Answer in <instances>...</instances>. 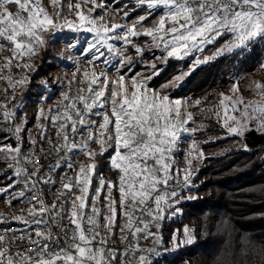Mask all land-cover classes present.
Returning a JSON list of instances; mask_svg holds the SVG:
<instances>
[{
  "label": "snow or ice",
  "instance_id": "snow-or-ice-1",
  "mask_svg": "<svg viewBox=\"0 0 264 264\" xmlns=\"http://www.w3.org/2000/svg\"><path fill=\"white\" fill-rule=\"evenodd\" d=\"M62 2L50 0L53 14L43 0H0V56L8 53L0 61V79L7 81L13 93L8 97L5 89L0 118L16 140L15 147L0 144V158L11 170L0 173L11 181L0 187V196L6 194L9 206L13 201L26 203L21 211L27 215H13L12 220L32 229L19 236L11 227L4 229L12 235H0V264H152L150 256L161 255L159 227L165 215L179 213L177 205L198 198L189 191L194 187L191 165L193 159L203 157V150L191 139L183 169L175 154L183 136L194 137L198 130L188 126L196 121L187 107H199L202 102L189 104L162 89H152V76L120 74L121 68L132 63L127 49L138 56L155 49L162 53L156 59L166 62L202 53L206 45L229 37L213 57H197L193 67L246 49L254 40L264 39V0H134L133 10L144 9L145 14L131 22H127V5L112 0L113 11L125 23H117L112 15L95 14L97 9L107 12L109 5L103 0H69L72 19L63 15ZM150 17L154 22L148 27L144 21ZM65 29L93 36L86 51L82 50L92 68L73 60L76 67L64 85L67 90H61L54 105L38 110L37 120L47 123H37V136H33L25 132L27 117L16 123V111L7 107L16 89L29 83L26 75L15 78L12 69L30 70L29 61L46 50L44 34ZM140 36L150 40L137 44L134 38ZM112 58L118 60L116 75L95 71L97 61L110 66ZM183 75H177L173 83H179ZM249 90L260 99L245 101L237 80L230 89L232 95L220 93L217 105L201 111L214 117L228 136L243 137L254 124L257 130L264 129V82H252ZM105 153L116 175L113 180L96 171V158ZM53 154L52 163H39ZM79 156L86 159L77 166ZM46 196L53 197L51 203ZM117 239L122 248L115 246ZM149 239L152 247H143L141 241ZM194 241V234L185 228L184 239L178 242L174 234L170 243L176 249Z\"/></svg>",
  "mask_w": 264,
  "mask_h": 264
},
{
  "label": "trees",
  "instance_id": "trees-1",
  "mask_svg": "<svg viewBox=\"0 0 264 264\" xmlns=\"http://www.w3.org/2000/svg\"><path fill=\"white\" fill-rule=\"evenodd\" d=\"M103 2L109 5L107 12L116 7L112 0ZM121 5H127V22L145 14L144 9L133 10L134 0H121ZM76 35L77 33L66 35L69 36L68 42H72L71 39ZM66 36L64 38L67 39ZM57 37L63 35L58 34ZM84 39L87 40V37ZM225 39L226 37H222L206 51H214ZM140 42L136 41L137 44H141ZM127 52L132 57V70L130 71V66L122 68L120 74L134 76L140 70H150L149 65L143 67L141 57L132 48L129 47ZM145 56L149 59L147 52ZM156 57L150 56L157 62L155 68L151 69L152 73L157 74L150 80V87L162 90L172 87L171 96L181 97L191 103L200 100L201 105L194 107V118L200 125L206 124L205 129L199 132V137L203 138L205 134L220 133L223 130L214 117L201 109L217 105L215 88L218 85L223 86L228 75L238 72L251 73L264 63V39L252 42L247 49L229 53L213 63L203 65L187 76L190 60L168 58L166 62H159ZM52 58L63 64L64 60H60L56 55ZM46 60L47 56H44L42 62L47 65L44 68L39 65V68L43 69L35 72L29 88L23 95L22 103H17L20 104L19 108H15L18 117L23 118L25 112L35 106L36 102L31 100V95L36 88L47 95L48 107L54 105L60 97V89L57 86L53 85L54 91L47 93L44 84L38 81L42 77L50 80L52 76L49 72L58 67L55 61ZM180 74H184L183 79L179 83H173L174 78ZM20 77L22 76L19 75L18 78ZM165 85L167 87H164ZM37 123L47 121L37 120L33 124L27 121L25 132L37 136ZM238 138L240 137H229L217 141L212 146ZM243 142L247 144V148L232 149L225 156L205 160L192 178L198 198L185 200L177 205L181 211L175 216L167 215L160 223L159 233L166 246L173 234L180 232L184 226L192 230L195 241L174 252H164L153 259L152 264H264V135L252 130L245 134ZM41 143L43 147H47L46 143ZM25 146L28 147L26 136ZM2 160L0 158V163H3ZM99 172L105 176L111 172L106 157Z\"/></svg>",
  "mask_w": 264,
  "mask_h": 264
},
{
  "label": "rangeland",
  "instance_id": "rangeland-1",
  "mask_svg": "<svg viewBox=\"0 0 264 264\" xmlns=\"http://www.w3.org/2000/svg\"><path fill=\"white\" fill-rule=\"evenodd\" d=\"M68 2H69V0H63V2H62L63 15L65 17L69 18V19H72L73 17L69 13L68 7H67ZM72 2H75V0H72ZM43 3H44L45 8L50 13H53V14L55 13V9L50 4V0H43ZM12 11H15V8H12ZM85 11H87V8H85ZM95 14L96 15L104 14L106 16L107 15H112V16L115 17V21L117 23H125L126 22L125 19L122 18V16L116 14L113 10H110V11L105 13L101 9H97ZM153 22H154L153 18L150 17L148 20L144 21V24L146 26H148V27H151ZM70 33H73V32H71V31H69L67 29H65L63 31H58L55 35H53L51 33H45L44 36H45V39L47 40L46 50H41L39 55L33 57L29 61V63L32 64L31 69L27 70V71L25 69H23V68H13L12 69V74H13V76L15 78L18 79L19 75H21L22 77L26 75L28 77L29 83H27L23 87H18L16 89L15 99L12 100L7 105V107L9 109L12 107L13 110H15L17 103H19V101H21V102L23 101L22 100V98L24 97L23 95L26 92V90L29 88V85L31 83V79H32L33 75L39 69H43L45 67V65H47L46 62H45L46 64L42 62L44 56H47V60H46L47 62L48 61H55V63L58 65L56 70H53V71L49 72V75L52 76V78L50 80H48L47 77H42L41 80H38L40 84H44V86L46 87L45 90H47V93H50V92L54 91L53 90V85L57 86L60 89V92H61V90H65V91L67 90L64 87V85L66 84V82L68 80L71 79L72 72L75 71V67H76V65L73 63V60H79L81 67L91 70L92 65L87 63V57L84 55V51H86L88 43L92 42L93 36L91 34H88V33H85V34L84 33H79V34L77 33V35L74 38L71 39L72 42H68V37L69 36H66V35H69ZM58 34H62L63 37H57ZM80 34H82L84 37L86 36L87 40H85L84 37H81ZM64 36H66L67 39L64 38ZM223 37H226V39L223 40L221 42V44L214 51H206L208 49V47L210 46V45H206L204 47V51L202 53L201 52H194L192 55H190L188 57H185L184 59H181V60H190L191 61L190 67H189V69H188V71L186 73V76L189 75L190 73H192L197 68L203 66V65H206L208 63H213V62L219 60L220 58L228 55L229 53H234V52H236L238 50H242V49H236V50H234L232 52H228V53H225L223 55L216 56L213 59H209L208 62H206V63H201V64L193 67L194 60L197 57H199L201 59H203L204 57H213L215 55L216 50L221 48L224 45V43H226L227 40L229 39V37H227V36H223ZM138 38H140V39H138ZM138 38H134V39H135V41H138V40L141 41L140 43L142 45L146 44L150 40V38L144 37V36H140ZM221 38L222 37H220L219 39H221ZM256 40H258V39H256ZM256 40H254V41H256ZM64 43H66V44L64 45ZM116 44H117V47H123V45L120 42H116ZM211 45H213V44H211ZM82 50H84V51H82ZM146 52L149 54V59L146 58V56H145ZM127 54H128V52H127ZM7 55H8V53H6V52L3 53V55L0 56V61H2L3 56H7ZM54 55H56V57H58L60 60L61 59L64 60L62 62L63 64H60L58 61L56 62V60H53L52 57ZM153 55H156L158 57V56L162 55V53L160 51H158V50H155V49H150V50L146 49L144 51L143 55L140 56L141 59H142V65H143V67L149 65L150 66V70H146V69L140 70L139 72H136L134 74V76H152V77L154 76L153 73H152V70H151L152 69L151 64L152 63L157 64V62H155L153 58H150V56H153ZM159 62H163V61L159 60ZM116 64H117V59L116 58H112V65H110V66H106L102 62L97 61L96 62V67H95V71L97 73H99L102 70H106L108 72L109 76H114V75L117 74L116 68H115ZM39 65H43L42 66L43 68H39ZM262 65H264V63ZM262 65L256 71L251 72V73L238 72V73L230 75V76L228 75L227 78L224 81L223 86L218 85L215 88V97L218 99L217 100V104H218V101H219V98H220L219 97L220 93H225V94H228V95H232L230 89H231L233 83L235 81H237V80L239 81L240 94L243 96L245 101H258L260 99V97L257 96L254 91L249 90V86L254 81L255 82H264V67H262ZM131 67H132V63L130 65V71L132 70ZM121 70H122V68L119 70V72ZM149 87H150V85H149ZM170 88H172V87H167L163 91L167 92L170 95ZM5 89H8L7 96L11 97L13 95V93H12V91L10 89L9 84L7 83L6 80L0 79V103H3L5 101V99H6V97H5ZM152 89H155V88H152ZM155 90H161V89H155ZM31 96H33V98L30 97L31 100H34L36 102L35 106L33 108L29 109L27 112H25L24 116L27 117V121L31 117V118L36 119L35 122H37L38 110L40 108H45V109L48 108V104L46 102L47 95L44 94L43 92H41V90L39 88H36V89L33 90ZM170 97L173 98V99H181L182 101H188L189 104H192L189 100L182 99L181 97H176L175 95L174 96L170 95ZM59 99H60V97H59ZM210 108H212V107H210ZM194 109L195 108L191 107V106L187 107V111L193 113L194 116H195ZM24 116H23V118L22 117H18L19 120H18L17 123H20L24 119ZM194 120H195V118H194ZM202 125H203L202 130H204L206 124H202ZM188 126L192 127V128H196L198 130L196 131L194 137H189V136H187V134H185L183 136L182 141L180 142V151H178L175 154V160H176V163L179 166V168L183 169V168L187 167V160H186L185 157L187 156V153H188V151L190 149V140L194 138L196 141H198L199 148L203 150V157H198V158L192 160V165H191L192 177H191V180L195 176V174L197 173L198 169L204 164L205 160H207L208 158L217 157V156H225L232 149L240 150V149H243V148H247V144H245L243 142V138H244L245 134L247 132H249V131L245 132L243 137L235 136V137H240V138L233 139V140H231L229 142H224V143H222L220 145L212 146L217 141L225 140L226 138L233 137V136L226 135L224 129L221 128L223 130V132L213 133V134H205L206 135L205 137L200 138L199 137V132L202 131L200 123H198V121H196V123H190ZM219 126H220V124H219ZM8 129H9V125L6 122H4L2 118H0V144H11L13 147H15L14 144L16 143V140L12 137L11 132L7 131ZM252 130H255L257 133L264 135V129L257 130L255 128V124L253 125V129ZM252 130H250V131H252ZM213 140L215 142H213ZM107 156H108V153H105L104 156H98L96 158V163H97V170L96 171H97V174H100L99 168H100L101 164H103L104 158L107 157ZM197 156H198V154H197ZM85 159L86 158L84 156L77 157V166L79 165V162L85 161ZM4 165H5L4 161H3V163H0V173H3V171L5 169V168H3ZM104 177L106 179L113 180V179L116 178V175L111 170V172L108 173V175H106V176L104 175ZM10 182L11 181H9L7 179H3V176L0 175V187H3V186L7 185ZM94 185H95V181H94ZM194 189H195V185H194V187L189 189V191L191 192V194L196 196V193H195ZM25 207H26L25 205H21L19 207V209L16 210V209H14V201L12 202V205L9 206L8 203H7V200H6V194L4 196H0V213H2V212H4V213L11 212V216L8 217V219L4 218L5 220H9V218L12 219L13 215H19L18 213H20V215H22V213H21L22 211L21 210L24 209ZM167 215H170V214H166L165 217ZM172 216H175V215H172ZM10 221L13 222V220H10ZM16 223H18V222H16ZM118 223L123 224L124 223L123 219L118 217ZM185 228H188L192 232V230L189 227H187V226H184L180 230V232H175L174 234H176L178 242H179V240L184 239V229ZM152 231L153 232L157 231L155 225L152 226ZM159 235H160V237L162 238V241H163V244L158 246V250L161 251V255L164 253L163 249H165V248L168 249L167 252H174L175 250L179 249L180 247H183V246L187 245V244L181 245L178 248L173 249L171 243L169 242V244L166 246L165 243H164L163 237L161 236L160 233H159ZM141 244L145 248L152 247V240L151 239L142 240ZM145 254H147V253H145ZM157 257H159V256L151 255L150 259L153 261V259H155ZM133 264H135V262H133Z\"/></svg>",
  "mask_w": 264,
  "mask_h": 264
},
{
  "label": "built area",
  "instance_id": "built-area-1",
  "mask_svg": "<svg viewBox=\"0 0 264 264\" xmlns=\"http://www.w3.org/2000/svg\"><path fill=\"white\" fill-rule=\"evenodd\" d=\"M10 109H13V108L11 107ZM18 120H19L18 116L16 115V117H15L16 123L18 122ZM28 121L33 124V123H35L36 119L30 117V119ZM49 133L52 134L51 130H50ZM14 145H16V143ZM45 148H47V147H45ZM55 159H56V156H55V154H53L52 156H49L47 159H42L39 163H41L43 165H48V164L52 163L53 161H55ZM3 168H5L3 173H10L11 172L10 169H7L6 164L3 166ZM3 179H5L4 176H3ZM52 199H53V197L46 196V200H47L48 203H51ZM33 203H35V201H33ZM21 205H25L26 206V203H21L19 201H16L14 203V209H16V210L19 209V207ZM0 217L3 218V216H1V214H0ZM9 227H11L12 229L15 230L17 236L21 235L25 230H27L29 232L32 230L31 228H29L25 224L12 222L10 220H5L3 218L2 222H0V235H5V236H9L10 237L12 235V233H8V232L4 231V229H7ZM115 246L120 247V248L123 247V245L120 244V241L118 239L116 240V245ZM23 247H27V244H24ZM12 248H13V251H15L16 245L14 244L12 246Z\"/></svg>",
  "mask_w": 264,
  "mask_h": 264
},
{
  "label": "crops",
  "instance_id": "crops-1",
  "mask_svg": "<svg viewBox=\"0 0 264 264\" xmlns=\"http://www.w3.org/2000/svg\"><path fill=\"white\" fill-rule=\"evenodd\" d=\"M22 213V212H21ZM1 214V216H3V218H5V219H8V217H10L11 216V212H9V213H4V212H2V213H0ZM19 215H20V213H18ZM23 215H27V213L25 212V213H22ZM9 220H12L11 218H9Z\"/></svg>",
  "mask_w": 264,
  "mask_h": 264
}]
</instances>
